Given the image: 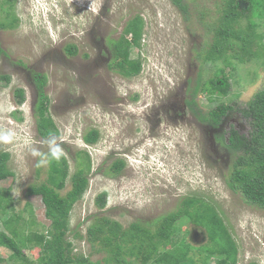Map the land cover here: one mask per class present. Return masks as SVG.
Listing matches in <instances>:
<instances>
[{
	"label": "rangeland",
	"instance_id": "rangeland-1",
	"mask_svg": "<svg viewBox=\"0 0 264 264\" xmlns=\"http://www.w3.org/2000/svg\"><path fill=\"white\" fill-rule=\"evenodd\" d=\"M2 3L0 22L8 9L10 22L16 14L19 23L13 29L0 28V45L6 52L0 57V75L12 79L8 86L0 84V151L10 154L8 167L15 174L0 180V190H10L17 212H23L26 220L34 214L35 223L24 227L26 233L46 232L50 224L41 198L29 196L28 190L46 182L51 150L58 146L68 159L71 175L79 153L88 152L92 159L90 188L72 212L73 230L86 235L96 216L116 220L123 227L141 222L154 229L157 220L177 212L187 197L199 195L221 211L239 245V264H264V209L247 205L229 189L226 177L233 157L217 139L221 134L227 139L232 128L249 136L250 123L238 109L264 89V60L236 69L222 65L232 85L230 92L214 101L204 93L195 97L203 113L223 102L236 108L219 128L201 122L187 105L197 82H207L218 71L213 63H204L199 53L213 41L224 0H191L187 15L171 0ZM137 15L144 20V36L142 48L133 52L131 68L135 72L138 62L143 64L135 76L126 78L109 69V40L118 39ZM257 39L264 44V27L257 31ZM72 44L78 47L75 56L66 51ZM34 74L48 78L44 94L49 109L41 114L35 109L39 92ZM19 88L26 92L23 104L16 102ZM40 118L46 127L55 124L59 135L42 138ZM93 129L100 131L101 140L86 146L83 137ZM5 135L9 139H3ZM117 159L125 160L126 167L112 176L109 169ZM70 189L69 180L62 194ZM101 193L108 194L104 209L96 206ZM3 217L0 231L8 232L4 223L8 216ZM195 220L194 214L186 216L180 223L181 236L199 245L206 237ZM76 245L80 253L92 254L94 262L103 258L85 240ZM39 251L32 246L26 254L35 261ZM10 255L0 245V258L6 260L0 264H15ZM194 258L192 264L201 263L199 255Z\"/></svg>",
	"mask_w": 264,
	"mask_h": 264
},
{
	"label": "trees",
	"instance_id": "trees-1",
	"mask_svg": "<svg viewBox=\"0 0 264 264\" xmlns=\"http://www.w3.org/2000/svg\"><path fill=\"white\" fill-rule=\"evenodd\" d=\"M171 2L182 13L189 14L191 0ZM242 3L244 8H241ZM4 11L5 17L0 22V28H15V24L19 23L16 14L10 22V10ZM262 27L264 0H224L220 19L213 28V41L208 49L199 53L204 63H213L218 66V71L207 82L199 80L194 88L193 99L187 101L188 107L201 122L217 129L236 110L234 106L223 102L208 113H203L197 108L195 97L204 93L209 101H214L217 96L230 92L232 85L222 65L236 69L237 65L264 60V44L257 39V31ZM143 28L144 20L137 15L126 24L118 39L109 40L112 51L110 70L126 78H132L141 70V61L135 72L131 63L134 50L142 48ZM66 51L71 56L79 52L73 44L68 45ZM5 54L0 45V57ZM34 77L39 92L35 109L37 114H41L49 109V99L44 94L48 78L45 74H34ZM11 81L10 76L0 75V84L8 86ZM15 98L18 104H23L26 101L25 89H16ZM238 110L250 123L249 136L232 128L227 133V139L224 134L217 138L233 157L226 184L232 192L241 195L247 205L264 209V89L256 93L244 109ZM38 127L42 138L59 135L56 125L46 127L42 118L39 119ZM83 140L86 146H94L100 142L101 133L93 129L84 135ZM79 159L76 171L71 175L66 156L60 153L58 158H53L50 154L46 182L29 187L28 195L40 197L45 206V216L50 222L46 232L33 230L26 233L24 227L35 223L34 214L31 212V221L26 220L23 212H17L10 190H0V218L8 216L4 222L8 232L0 231V245L9 249V258L15 264H192L197 255L200 264H210L213 260L214 264H239V245L231 229L217 206L204 196L187 197L177 212L157 220L154 229L141 222L123 227L116 220L96 216L86 229V235L78 229L73 230L72 212L90 188L89 175L92 170V159L88 152L79 153ZM9 160L10 154L0 151V180L15 176L8 167ZM125 167L126 161L117 159L109 173L119 176ZM69 180L71 189L62 194ZM107 203V193L97 196L98 208L104 209ZM189 213L196 216L194 224L205 231L206 241L201 240L199 245L187 241V235L181 236L183 229L180 223ZM79 240H85L92 252L103 255V258L94 262L90 259L92 254L88 256L77 251L76 241ZM32 246L40 250L35 261L26 254V250ZM5 261L0 258V263Z\"/></svg>",
	"mask_w": 264,
	"mask_h": 264
},
{
	"label": "clouds",
	"instance_id": "clouds-1",
	"mask_svg": "<svg viewBox=\"0 0 264 264\" xmlns=\"http://www.w3.org/2000/svg\"><path fill=\"white\" fill-rule=\"evenodd\" d=\"M3 139L7 140V139H9V136H8V135H5V136L3 137ZM51 143H52L53 145H55V140L53 139V140L51 141ZM59 155H60V149H59V147H58V146H54V147L52 148V150H51V156H52L53 158H58Z\"/></svg>",
	"mask_w": 264,
	"mask_h": 264
}]
</instances>
